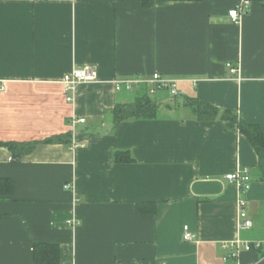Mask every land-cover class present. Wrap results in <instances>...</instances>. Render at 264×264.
<instances>
[{
    "label": "crops",
    "instance_id": "0c3cea01",
    "mask_svg": "<svg viewBox=\"0 0 264 264\" xmlns=\"http://www.w3.org/2000/svg\"><path fill=\"white\" fill-rule=\"evenodd\" d=\"M243 1L0 0V141L24 145L17 160L0 145L11 183L0 188V264H34L35 242L59 245L58 264H264L258 154L238 128L185 103L234 111L264 133V5L248 0L235 23ZM85 66L99 78L69 101L62 78ZM154 73L178 80L182 102L158 91L170 97L157 119L115 125L116 106L150 87L117 81ZM120 150L135 160L117 162ZM245 168L241 193L225 176ZM144 202L156 212H139ZM237 239L260 246L234 257L223 244Z\"/></svg>",
    "mask_w": 264,
    "mask_h": 264
},
{
    "label": "trees",
    "instance_id": "16d2710c",
    "mask_svg": "<svg viewBox=\"0 0 264 264\" xmlns=\"http://www.w3.org/2000/svg\"><path fill=\"white\" fill-rule=\"evenodd\" d=\"M264 5V0H262ZM187 106L192 108V113L199 120H215L221 118L226 121L228 128H238L255 148L259 157V167L261 169V180L264 181V133L257 125L249 124L239 118L237 113L231 110L223 111L220 108L199 101L198 99H187ZM170 104V103H168ZM160 103L155 101L146 87H142L137 91L135 100L129 104H118L113 111L114 123L119 125L127 120L138 119H157L159 117ZM0 145L8 146L14 150L13 160H17L20 153L17 149L24 145L15 142H1ZM117 162H131L134 157L128 151H117L115 153ZM0 188L9 190L11 183L9 181L0 180ZM138 210L141 213H155L156 204L140 203ZM60 247L57 244L35 242L34 244V264H58L60 260Z\"/></svg>",
    "mask_w": 264,
    "mask_h": 264
},
{
    "label": "built area",
    "instance_id": "2783aa9c",
    "mask_svg": "<svg viewBox=\"0 0 264 264\" xmlns=\"http://www.w3.org/2000/svg\"><path fill=\"white\" fill-rule=\"evenodd\" d=\"M250 2L248 0H244L238 7L229 11V16L231 17L232 21L235 23H240L242 18L247 14L249 10ZM233 72H236V68H231ZM99 78V72L95 67L92 66H85L82 68L74 69L73 71L66 73L63 78L62 82L65 85L67 92L69 95L67 99L72 101L74 99L77 87L81 83L96 81ZM149 84V94L154 95L158 91H168L171 96L173 97H180L183 95V91L178 86V80L173 78H166L163 77L159 73H154L150 78L143 79V78H130V79H123L117 81V85H125L128 90H132L135 88H139L144 84ZM5 89L4 85L0 82V93ZM86 121L85 118L73 119L72 124L73 126L76 123H84ZM75 147V146H74ZM12 159V158H11ZM230 182L236 184L241 193L248 191L251 187V175L248 169H238L235 172H231L226 174L225 176ZM246 200L241 198L238 202L239 207V228L249 229L253 226L252 220L248 217L246 211ZM69 223L75 224L74 221L70 220ZM194 238L193 233L189 230V226L186 225L184 227V239L185 240H192ZM260 246V242H250L245 241L242 239L233 240L231 242H226L223 244L224 248H231L232 253L231 255L236 257L242 250L244 249H251L253 247ZM163 264V263H162Z\"/></svg>",
    "mask_w": 264,
    "mask_h": 264
},
{
    "label": "rangeland",
    "instance_id": "374dc122",
    "mask_svg": "<svg viewBox=\"0 0 264 264\" xmlns=\"http://www.w3.org/2000/svg\"><path fill=\"white\" fill-rule=\"evenodd\" d=\"M170 97V95L168 93H159L157 96H154V100L157 101V102H160L164 97ZM178 100L177 101H181L182 102V98L181 97H178L177 98Z\"/></svg>",
    "mask_w": 264,
    "mask_h": 264
}]
</instances>
